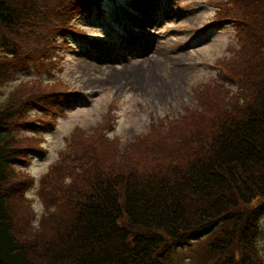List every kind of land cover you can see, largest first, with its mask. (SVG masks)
I'll return each mask as SVG.
<instances>
[{
	"label": "trees",
	"instance_id": "16d2710c",
	"mask_svg": "<svg viewBox=\"0 0 264 264\" xmlns=\"http://www.w3.org/2000/svg\"><path fill=\"white\" fill-rule=\"evenodd\" d=\"M227 3L226 16L249 46L222 77L234 88L209 86L214 93L202 100L208 110L190 109L194 125L193 113L171 124L193 127L181 153L125 175L106 162L98 139L118 141L98 130L84 157L77 129L42 176L45 212L37 224L32 200L20 192L32 183L24 167L44 151L40 123L51 120L32 117V108H58L69 87L45 80L57 63L52 35L72 9L93 2L0 0V83L17 72L40 79L0 102V264H162L190 238L204 247L202 264H264V0ZM148 163L137 158L136 166Z\"/></svg>",
	"mask_w": 264,
	"mask_h": 264
},
{
	"label": "rangeland",
	"instance_id": "374dc122",
	"mask_svg": "<svg viewBox=\"0 0 264 264\" xmlns=\"http://www.w3.org/2000/svg\"><path fill=\"white\" fill-rule=\"evenodd\" d=\"M120 1L126 4L129 0ZM166 1L167 5L165 7L162 5L163 8L152 7L155 18L158 19L151 20V25L144 27L146 35H138L144 40L132 42L134 51L131 56L126 44H123L124 39L112 36L106 22L96 16L90 22L81 16L71 19L70 23L76 25L75 31L85 35L87 39L84 40L83 46L71 40L69 44L60 39L67 43L61 53L63 60L60 61L61 65L57 70L53 66V75L45 80L46 82L61 80L63 85L70 86V89L78 94L77 101L70 104L67 109L65 107L59 109L62 118L55 119L54 113L50 115L57 121L58 126L55 131L43 133L41 136L45 154L37 155L24 167L25 175L32 179V183L27 186L28 190H24L23 187L26 185L22 184L20 194L27 198V201H30L29 197L33 201L28 203L27 207L31 215L35 213L37 224L45 212L44 199L40 197L39 191L44 184L42 176L53 171L50 167L56 164L60 152L67 148L69 137L74 138L77 127L82 130L76 137L83 141L81 148L85 150L83 156L86 157L89 155L87 139L93 140L96 131H101L116 122L115 131L110 128L107 133L112 143L118 141L115 146L98 139L102 156H107L106 162L111 167L116 165L117 170L125 172V175L142 169H151L158 162V158L165 162L166 155L176 154L190 139L189 132L193 127L190 129V126L182 124L183 127L174 128L175 124L171 128V124L182 122L193 113L194 117L189 120V125L193 126L196 121V114L193 111L196 109L195 112L199 113L201 110H208L202 104V100L206 95L214 93L210 92L212 88L209 86L222 83L224 81L222 77L224 78L227 73L226 66L233 65V61L239 60L242 52L249 46L247 41L249 38L238 28L234 29V22L220 27L216 25L215 29L212 26L208 28L212 21L222 19L226 15L225 12L220 13L222 10L220 0ZM210 1L218 3L219 7L213 6ZM205 2L208 5H204ZM166 9L173 11L171 17L162 18ZM111 11L112 8L109 7L110 22L118 21L121 25ZM118 27L119 25L115 24V28ZM238 38L240 40L237 42ZM187 39L193 40L188 43ZM140 43L152 45V48L142 52ZM69 48L71 49L68 50ZM155 48L157 51L151 56ZM93 51H99V54L105 56L103 61L95 59L92 56ZM169 51L174 53L170 54ZM112 54H123L121 57L125 56L127 59L120 63ZM157 54L156 58L159 60L156 61L155 68L142 71L140 75L142 85L133 88L131 74L120 71L146 69L149 67V61L155 59ZM216 61H220L217 66L214 64ZM142 64L145 65L135 69ZM95 65L103 69L91 68ZM126 67L129 68L125 69ZM85 68L89 69L85 71ZM104 69H111V72L107 73ZM113 71H119L121 75ZM32 75L31 72L13 73L9 81L4 80L0 83V102L14 89L23 90L24 87L33 85L32 82H26L33 77ZM38 80L40 79L33 78V82ZM223 83L230 90L236 84L231 80ZM195 96L200 105L195 102ZM110 111L114 121L108 119ZM31 116H37V111H32ZM89 128L90 130H87ZM155 128H162L164 131L155 135L153 133ZM134 142L132 149L125 150L128 147L123 145ZM126 152L130 153L129 156L125 155ZM178 152L181 153V150ZM137 158L149 163L136 166ZM262 224L264 228V217ZM188 252V247L181 250V253ZM193 253L191 252L190 256ZM182 263L193 264L188 260Z\"/></svg>",
	"mask_w": 264,
	"mask_h": 264
},
{
	"label": "bare ground",
	"instance_id": "6f19581e",
	"mask_svg": "<svg viewBox=\"0 0 264 264\" xmlns=\"http://www.w3.org/2000/svg\"><path fill=\"white\" fill-rule=\"evenodd\" d=\"M33 3H30V5H33L36 3L34 1H32ZM150 3H151V0H134L133 2L131 1V3L128 5L127 9H126V13H127V16L129 17L130 21L133 23V25L139 29L140 31V35H146L147 33H145V28L144 27H147L149 25H151L150 21L151 20H157L158 18H155L153 16V9L150 7ZM86 12V10H85ZM173 11H166L165 14L163 15V18H166L168 16H170L172 14ZM171 17V16H170ZM144 28V29H143ZM126 32L128 35H131V32L129 30L126 29ZM151 38L155 39V37L151 36ZM135 40H144V38L141 36V37H138V35L134 34V37H133V41ZM126 44L127 46V50L129 52V56H131V54L133 53L134 51V47L132 45V42L128 40V38L124 39L123 41V44ZM151 43V42H150ZM136 45V44H135ZM140 46H141V50L142 52L143 51H148L152 48V45L149 46V45H145L143 43H140ZM101 49H103V47H101ZM126 49V47H125ZM155 52H153L151 54V56H153L157 49L155 48L154 49ZM174 52H172L173 54ZM159 54V52H158ZM158 54L154 57L155 59H153L152 61H149V67H147L146 69H138V71H134V70H123V71H120V72H125V73H130L131 74V86L133 88H138L142 85L141 83V78H140V75H141V72L142 71H148L149 69H153L155 68L156 66V61L159 60V58H156L158 56ZM116 59H118V61L120 63H122V61H124L125 59H127V57L123 56L121 57L123 54H112ZM92 56L95 58V59H99L101 61H103V58H105V56L99 54V51H93L92 52ZM150 56V57H151ZM101 57V58H100ZM108 58V57H107ZM155 61V62H153ZM153 62V63H152ZM100 63V62H99ZM103 63V62H102ZM141 64V63H140ZM146 64V63H145ZM145 64H142V65H139V66H136L135 69L137 67H143ZM98 66L95 65L94 67H91V68H97ZM90 68V69H91ZM129 67H126L125 69H127ZM89 68H85V71L88 70ZM98 70L100 69H103L101 66L100 68H97ZM107 73H110L111 69L110 70H106L104 69ZM116 73L117 75H121V73L119 71H113V73ZM112 73V74H113ZM75 87V86H74ZM24 190H28V187L26 186L24 188Z\"/></svg>",
	"mask_w": 264,
	"mask_h": 264
}]
</instances>
